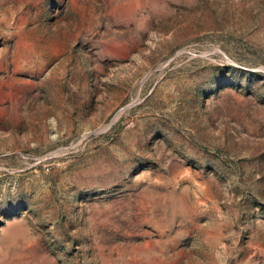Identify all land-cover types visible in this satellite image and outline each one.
Listing matches in <instances>:
<instances>
[{"label":"rangeland","instance_id":"obj_1","mask_svg":"<svg viewBox=\"0 0 264 264\" xmlns=\"http://www.w3.org/2000/svg\"><path fill=\"white\" fill-rule=\"evenodd\" d=\"M0 264H264V0H0Z\"/></svg>","mask_w":264,"mask_h":264}]
</instances>
